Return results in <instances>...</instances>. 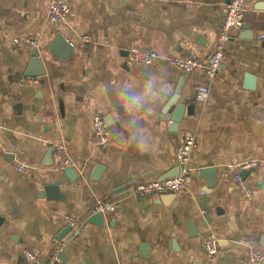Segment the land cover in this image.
<instances>
[{
    "label": "crops",
    "instance_id": "0c3cea01",
    "mask_svg": "<svg viewBox=\"0 0 264 264\" xmlns=\"http://www.w3.org/2000/svg\"><path fill=\"white\" fill-rule=\"evenodd\" d=\"M49 1L0 0V264H30L23 250L43 259L55 246L60 264H247L251 252L264 257V0L245 1L244 29L224 37L225 61L212 78L203 67L186 73L166 59L207 57L229 0H64L69 13L59 24L47 17ZM58 32L73 45L67 58L50 50ZM17 35L38 40V84L19 80L33 51L14 46ZM131 46L159 58L127 66ZM199 85L208 88L205 102L196 98ZM177 90L184 109L172 128L176 104H168ZM145 93L142 107L127 106V97ZM94 114L109 136L102 146L92 134ZM185 135L196 145L184 188L159 197L131 192L137 181L177 169ZM55 145L67 148L75 178L56 169ZM244 159L263 161L241 174L251 198L225 169ZM19 163L32 173L18 172ZM96 164L101 172L91 178ZM203 167L215 171L200 177ZM55 182L60 196L51 198L47 187ZM102 199L117 207L72 240L64 216L87 218ZM209 233L219 244L212 256L202 244Z\"/></svg>",
    "mask_w": 264,
    "mask_h": 264
},
{
    "label": "built area",
    "instance_id": "2783aa9c",
    "mask_svg": "<svg viewBox=\"0 0 264 264\" xmlns=\"http://www.w3.org/2000/svg\"><path fill=\"white\" fill-rule=\"evenodd\" d=\"M246 0H229L223 5V16L221 20V33L217 44L212 51L205 58H199L195 55H189L186 57H169L166 62L171 67H175L189 73L197 67H203L206 75L210 78L214 77L219 68L225 61V51L223 48V39L230 30H240L243 26L244 7ZM69 13V6L64 0H50L47 7L48 19L56 24L62 23L67 19ZM87 38L84 36L83 40ZM258 39L264 40V34L259 35ZM12 44L17 47L24 48L29 51L35 52L38 48V40L27 36H14L12 38ZM159 56L152 50H143L136 46H131L127 49V55L125 57V64L142 65L148 67L153 64ZM20 82L38 84V77L34 76H21ZM209 91L207 86L199 85L196 88V98L200 102L207 100ZM92 134L94 141L97 145H105L108 142L109 136L106 132V124L101 115L94 114L92 118ZM195 138L193 135H185L182 141L176 148L175 158L177 165H182L178 173L174 176H169L164 179L158 180H143L137 181L132 187L131 192L142 197H159L166 193H177L181 191L187 180L188 169L186 163L188 162L191 150L195 147ZM54 162L56 169H63L68 166H76L74 161L69 157L67 148L64 145H55ZM263 164V161L257 159H244L237 163H228L225 169L230 171L233 176L234 183L237 185L241 193L246 198H251L252 191L247 186L246 182L242 179L240 172L242 170H250L258 168ZM16 170L23 175H30L32 168L26 164L19 163L16 166ZM117 205L114 201L108 199H102L96 202L91 209L88 217L91 214L97 213L105 215L109 210L116 208ZM64 220L71 228L70 238L72 240L78 239L87 224V218L82 220L76 219L72 216H64ZM203 249L207 255H215L219 250V244L217 237L209 233L203 237L202 240ZM60 246H55L46 258H40L31 250H23L24 257L30 264H60ZM264 257L262 253L251 252L247 257V264H259L263 261Z\"/></svg>",
    "mask_w": 264,
    "mask_h": 264
},
{
    "label": "water",
    "instance_id": "95a60500",
    "mask_svg": "<svg viewBox=\"0 0 264 264\" xmlns=\"http://www.w3.org/2000/svg\"><path fill=\"white\" fill-rule=\"evenodd\" d=\"M243 27L244 26H242V29H244ZM72 49H73L72 43L68 41L60 32L56 33L54 39L51 42L50 50L62 58H67L71 54ZM43 74H44L43 63L40 57L37 55V53L32 52L30 54V60L25 69L24 75L37 77ZM245 79L247 82V87L253 88L254 76L247 73L245 75ZM179 92L180 91L177 90V94L171 98L168 104V106L176 104V109L171 117L172 128H176L177 126L176 124L181 121L183 115L184 104L179 102L180 99ZM181 167L182 165H179L176 170L171 171L167 175L163 176L161 179L176 175ZM101 169H102V165L96 164L94 166L91 178H97V175L101 172ZM213 171H215L213 167H203L198 171V175L200 177H207L208 174L213 173ZM247 171L243 170L240 172V174L247 173ZM64 173L71 178H75L77 176V172L72 166L65 167ZM215 181H216V177L214 176L212 177V179L209 180V183L212 184ZM57 185L58 182H55L54 184L47 187V189H49L51 198H56L60 196L59 191L56 192L57 188L55 189ZM87 222L101 225L103 223V216L97 213L91 214L89 217H87ZM66 229H70V226L68 225Z\"/></svg>",
    "mask_w": 264,
    "mask_h": 264
},
{
    "label": "clouds",
    "instance_id": "9594fccd",
    "mask_svg": "<svg viewBox=\"0 0 264 264\" xmlns=\"http://www.w3.org/2000/svg\"><path fill=\"white\" fill-rule=\"evenodd\" d=\"M145 94H133L127 97V106L132 109H138L142 107L145 101Z\"/></svg>",
    "mask_w": 264,
    "mask_h": 264
},
{
    "label": "bare ground",
    "instance_id": "6f19581e",
    "mask_svg": "<svg viewBox=\"0 0 264 264\" xmlns=\"http://www.w3.org/2000/svg\"><path fill=\"white\" fill-rule=\"evenodd\" d=\"M167 194V193H166ZM168 194H173V193H168Z\"/></svg>",
    "mask_w": 264,
    "mask_h": 264
}]
</instances>
